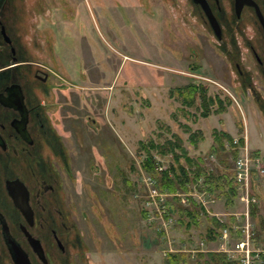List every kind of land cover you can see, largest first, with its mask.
<instances>
[{"label":"rangeland","instance_id":"374dc122","mask_svg":"<svg viewBox=\"0 0 264 264\" xmlns=\"http://www.w3.org/2000/svg\"><path fill=\"white\" fill-rule=\"evenodd\" d=\"M0 20L18 56L11 59L0 38V83L18 77L36 90L44 124L35 149L40 155L30 161L54 185L48 192L52 218L60 230V221L67 223L66 250L52 245L48 264H165L167 252L198 247L237 256L233 246L243 234L206 241L210 221L202 213L197 223L179 214L188 204L180 189V201L170 194L150 198L143 144L167 146L175 138L216 171L232 174L236 155L260 159L248 218L252 246L264 249V106L240 85L237 68L190 1L0 0ZM37 67L48 71L45 82L33 77ZM214 131L232 136L218 153H210ZM158 149L150 151L159 166L178 170L182 164L192 178L194 164ZM188 186L209 215L234 214V226L245 223L240 188L225 205L223 195L199 190L202 177ZM163 198L172 201L169 217Z\"/></svg>","mask_w":264,"mask_h":264},{"label":"flooded vegetation","instance_id":"af4514ba","mask_svg":"<svg viewBox=\"0 0 264 264\" xmlns=\"http://www.w3.org/2000/svg\"><path fill=\"white\" fill-rule=\"evenodd\" d=\"M188 1L237 68L240 85L245 84L263 107L264 0ZM209 14L217 20L218 33ZM0 38L9 46L10 58L18 61L11 37V42L5 41L1 28ZM240 48L245 55L240 56ZM33 77L45 82L48 71L37 67ZM35 92L26 89L18 77L0 83V260L12 264H17L15 259L22 264L27 260L29 264H48L52 245L58 251L66 250L67 223L62 219L60 230L49 211L48 192L54 185L37 173L30 161L40 155L35 149L40 142L38 128L44 124ZM35 246L41 249L42 257Z\"/></svg>","mask_w":264,"mask_h":264},{"label":"trees","instance_id":"16d2710c","mask_svg":"<svg viewBox=\"0 0 264 264\" xmlns=\"http://www.w3.org/2000/svg\"><path fill=\"white\" fill-rule=\"evenodd\" d=\"M187 88H192L194 90L198 89L197 85L189 84ZM200 90H204L203 88ZM205 91V90H204ZM203 91V92H204ZM204 93H202L203 95ZM204 108L207 110V104L205 101V96H203ZM203 115L209 114L208 111H203ZM214 143L210 147V153H218L219 151L224 150V140L232 143V136L227 132H216L214 131ZM193 133L190 134L191 140H193ZM242 140V139H241ZM180 138H175L174 141H169V145L165 146L155 144L153 142L150 143L149 146L143 144L146 148V156L142 160V167L145 171L152 177L153 185L161 192H169L173 196V198L177 201L181 200L179 194H177V190L180 189L185 194V200L188 203L186 206H179L178 211L179 214H188L192 217V222L197 223L200 218L201 213L204 214L207 219L210 221V224L206 227L207 236L204 238L206 241H211L216 239L217 237H221L222 231L224 228L227 229L229 235L235 231L237 235H241L240 228L234 226L235 215L229 214L228 219H221L216 215H209L205 205L202 201L198 200L191 194V188L188 186L190 181L196 182L198 178L202 177V186H199V190L204 191V193L210 194H219L223 195L225 198V205L232 204V198L236 196L237 193V183L235 181L233 172L232 174L228 173L226 169L214 170L209 169L203 165L204 159L201 156L197 158H193L192 156L186 153V150L180 145ZM157 147L158 152L162 155L167 152H170L173 155L175 161L178 162L180 156L185 157V161L188 165H195V170H193L192 178L189 175L188 170L182 164H178V170L171 163L169 166L161 167L158 164V161L151 153L150 148ZM180 148V153H177L175 149ZM236 154V149L231 150V155L234 156ZM225 162L224 168H226L227 161L224 159H220ZM226 188H223L225 187ZM223 188V189H222ZM252 195V194H251ZM166 217L170 216V208L172 207V201L166 199ZM254 203L251 202L250 210L253 213ZM143 214L146 216L148 214V209L143 210ZM181 221V218H178ZM190 223V222H189ZM188 223V224H189ZM191 224V223H190ZM253 237H255L253 235ZM240 238V237H239ZM191 255H193L191 257ZM264 258V254H262ZM165 264H237V260L231 258L228 253L224 250L217 249H208L204 250L200 247L195 248L194 252L187 250H174L166 253Z\"/></svg>","mask_w":264,"mask_h":264},{"label":"built area","instance_id":"2783aa9c","mask_svg":"<svg viewBox=\"0 0 264 264\" xmlns=\"http://www.w3.org/2000/svg\"><path fill=\"white\" fill-rule=\"evenodd\" d=\"M260 159L257 157L249 156L248 154L236 155L233 162V175L235 178L236 183L238 184L237 187L240 188V195L239 200H242L245 203L246 212L245 215V223L242 225H235V227L240 228L241 234H243V237L239 239L237 242L234 243L233 248L238 251L237 256L233 257L237 260V264H264V258L262 257L261 253L264 254V249H257L254 248L251 244V241H253V234L250 232L249 229V204H251V201H255V198L251 195L250 187H251V181L254 178V174H259V169L257 167L258 162ZM256 165V166H255ZM254 168V169H253ZM152 192L155 194L153 197V194L151 195L154 201V198L162 199V194L165 195H171L169 192H161L159 191L154 185L151 186ZM163 200H166L163 198ZM182 200L185 201V199L182 197ZM203 204L205 205L204 201ZM206 207V205H205ZM206 210L209 209L206 207ZM216 215V214H214ZM220 218V216H219ZM245 227V228H244ZM229 235L226 228L223 229L221 237H225ZM232 248V249H233ZM220 250H224L228 253L227 250L224 248H220ZM228 255H230L228 253ZM231 257V256H230ZM232 258V257H231Z\"/></svg>","mask_w":264,"mask_h":264},{"label":"water","instance_id":"95a60500","mask_svg":"<svg viewBox=\"0 0 264 264\" xmlns=\"http://www.w3.org/2000/svg\"><path fill=\"white\" fill-rule=\"evenodd\" d=\"M196 1H200L201 3H204L202 0H196ZM204 7H205V6H204ZM209 19L211 20L212 25L214 26L216 32L218 33L219 29L217 30V28H219V27H218L217 20L215 19V17H214L212 14H209ZM0 24H1V25H0L1 33L3 34V37H4L5 41H7V42H11V39H10L9 35L7 34V32H6V30H5V26H4V24L1 23V21H0ZM11 48H12V51H14V47L12 46ZM17 86H18V85H17ZM9 88H11V86L8 87V89H9ZM35 247H36V249L38 250L40 256L42 257V254H41L42 251H41V249H40L38 246H35ZM43 259H44V258H43ZM25 260H26V259H25ZM15 261H16L17 264H22L21 262H19V261L16 260V259H15ZM25 262H26L25 264H29L28 260L25 261Z\"/></svg>","mask_w":264,"mask_h":264}]
</instances>
